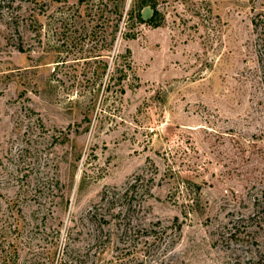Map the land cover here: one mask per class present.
I'll list each match as a JSON object with an SVG mask.
<instances>
[{
    "label": "rangeland",
    "instance_id": "374dc122",
    "mask_svg": "<svg viewBox=\"0 0 264 264\" xmlns=\"http://www.w3.org/2000/svg\"><path fill=\"white\" fill-rule=\"evenodd\" d=\"M115 1L0 0V264H264V0Z\"/></svg>",
    "mask_w": 264,
    "mask_h": 264
},
{
    "label": "trees",
    "instance_id": "16d2710c",
    "mask_svg": "<svg viewBox=\"0 0 264 264\" xmlns=\"http://www.w3.org/2000/svg\"><path fill=\"white\" fill-rule=\"evenodd\" d=\"M82 2V0H80ZM127 0H116L115 1V11L117 13L115 30L113 32V37L109 43L110 51L113 48V45L116 40V34L120 30V24L122 21H125L128 29L134 28L136 25L147 24L153 28L161 26L163 22V15L159 11L155 0H133V5L130 10L124 16ZM149 8L152 11V14L149 18L145 19L143 16V10ZM136 35L131 32H127L125 38L133 39ZM105 70L107 69V64H105Z\"/></svg>",
    "mask_w": 264,
    "mask_h": 264
}]
</instances>
